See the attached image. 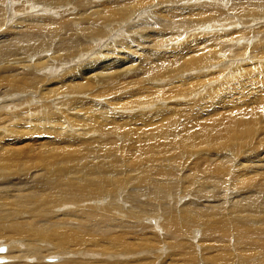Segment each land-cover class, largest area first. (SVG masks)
Segmentation results:
<instances>
[{
    "label": "rangeland",
    "instance_id": "1",
    "mask_svg": "<svg viewBox=\"0 0 264 264\" xmlns=\"http://www.w3.org/2000/svg\"><path fill=\"white\" fill-rule=\"evenodd\" d=\"M204 1L207 3L201 4ZM250 1L253 4L264 2L0 0V145L7 147L9 144L26 152L20 157L19 162L23 164L13 162L18 166L10 164V160L8 163L1 160L6 164L1 167L0 176L3 173L7 178L0 179V187L9 190L32 181L31 185L43 186L42 179L47 175L46 171L38 170V166L43 157L39 152L45 149L39 148V144L57 151L72 150L78 145L75 149L77 160L73 163L90 168L99 164L109 152H114L115 156L125 153L129 157L140 152L128 149L130 144L139 149L158 146L181 132L188 134L190 129L200 133L201 142L197 143L202 145L206 134L217 138L231 132L235 117L258 116L263 127L246 142L230 144L240 155H236V151L208 155L206 146L201 148L199 144L194 147L189 144V149L172 148L182 163L177 194L164 198L157 205L159 208L143 207V211L158 213L168 202H174L173 206L178 208L181 205V211L190 205L193 213L183 215L186 223L177 224V229L183 232L193 228L197 232L194 238L207 241L212 236L205 227L211 223V216L216 215L212 206H218L220 202V213L229 218L232 213L229 201L235 198L224 193L241 192L247 186L241 184L243 178H252L255 173L264 171V113L261 107L256 109L258 112L251 110L254 100L264 101V62H261L264 60V14L255 15L250 11L244 15L249 7L245 6L244 11L240 6ZM31 19L41 20L37 23L42 28ZM49 28L54 31L45 50L31 47L29 39L22 36V33L34 32L36 37L33 39H44V35L51 33ZM194 54L206 57L198 67L186 64ZM256 61L260 64H254L258 63ZM162 68H166L163 73L148 77L147 71ZM235 71L237 73L232 76ZM30 80L37 81V88L29 83ZM15 82L21 84L11 86ZM25 90L36 92L32 96L25 92V96ZM254 91H260V94L257 96ZM55 94L60 95L58 102L61 105L44 109L40 102L42 98L49 102ZM28 98L31 102L25 101ZM167 116L174 120L171 126L164 123ZM220 117L228 118L226 125L214 124ZM156 128L171 129L173 133L166 135L162 130L157 132ZM78 136L81 138L74 139ZM238 156L240 158L236 159ZM210 158H215L225 173L214 177L218 187L213 183L208 189H198L193 179L206 176L204 168L214 164ZM28 162L32 166L22 169ZM252 165L260 166L259 171L255 172ZM18 172H29L31 177L17 175ZM182 191L191 192L187 195ZM129 192L126 195L117 193L123 196L131 211ZM118 195L119 201L122 200ZM142 221L147 222L146 219ZM230 222L236 225L230 219L229 228H233ZM224 228H227L226 224ZM156 232L157 237H147L143 244L156 246L157 249L148 253L160 260L168 254V249L159 241H166L170 235L167 232L162 235L158 229L154 230ZM1 245L7 247L4 256H0L2 262L8 258L14 262L9 245ZM50 259L55 261L57 258ZM169 259L170 255L165 262Z\"/></svg>",
    "mask_w": 264,
    "mask_h": 264
},
{
    "label": "bare ground",
    "instance_id": "2",
    "mask_svg": "<svg viewBox=\"0 0 264 264\" xmlns=\"http://www.w3.org/2000/svg\"><path fill=\"white\" fill-rule=\"evenodd\" d=\"M245 6L249 7V11H245ZM202 8L208 9L206 7ZM240 8L245 11L244 15L250 11L255 15L264 14V2L253 4L250 1L240 6ZM47 18L52 20L50 17ZM30 21L36 23L38 27L41 25L37 23L41 21L39 19H31ZM39 28H42V26ZM50 31L49 35L43 34L46 39H33L36 37L34 32H25L22 33V36L29 39L28 42L31 47L38 46L44 49L49 47V39H51L54 30L50 29ZM47 41L48 43H46ZM205 59L204 56L194 54L186 64L190 67L193 65L198 67L203 64ZM256 62L258 63L254 64H260V61ZM261 62H264V60ZM242 63L243 61L238 64ZM165 70L166 68L149 70L147 74L151 78L154 74L163 73ZM236 73L235 71L231 75L234 76ZM23 78L27 80L26 77ZM140 82L142 81L138 83ZM29 83L37 88L36 80H30ZM20 84L15 82L14 85L11 83V86ZM28 91L25 90L23 94L25 95L26 92L32 96L36 92ZM259 94L260 91L255 93L257 96ZM12 95L10 94V96ZM29 98L25 101H30ZM162 98L165 100V97ZM60 100V95L55 94L49 102L48 100L46 102L43 98L40 102H43L41 105L45 109L48 106L59 107L61 103L58 101ZM141 102L145 103L146 101ZM253 103L254 106L251 110L258 112L256 109L261 107L262 113H264V101L258 99L254 100ZM17 104L19 103L15 105ZM22 104H25V102L23 101ZM28 104L27 106H31ZM6 105L9 106L8 103ZM19 113L18 115H20ZM18 115L16 116L18 117ZM220 118L214 124L226 125L228 118ZM164 123L166 126H171V124H174V120L167 116ZM232 124L234 125L231 132L227 135L213 138L206 134L202 145L199 142L197 143V141L201 142L200 133L192 132L190 129L188 134L181 132L179 136L162 145L139 149V147L130 144L127 147L128 149L140 152L129 157L125 156V153L115 156L114 152H109L107 157L101 160L99 164L90 168L73 163L77 160L75 149L78 148V145L73 147L72 150L57 151L50 150L44 144H39V148L45 149L39 152L43 157L38 166V170L46 171L47 176L42 179L43 186L40 187V184L37 183L31 185L34 183L32 181L31 183L26 182V185L22 187L9 190L0 187V243L9 245V254L15 259L14 262H10L9 258L6 262H2V259H0V264H264L263 170L259 174L255 173L256 176L252 178H243L241 184H247V186L241 192L231 194L232 191H227L224 193L227 197L235 198L229 201L232 208L229 218L220 213V202L218 206H212L215 208L214 213L216 215L211 216V223L205 227V230L211 231L210 235L212 236L207 241L203 238H194L197 232L193 228L192 231H190V228L183 232H179L177 229V224L186 223L183 215L193 213V208L190 205L181 211V205L178 208L176 205L173 206L174 202H168L161 207L162 215H158V213H161L158 209V213L152 210L148 211L147 208V211H143V207H149V205L159 208L157 205L163 202L164 198L177 194L181 180L180 165L182 163L174 155V149L172 148L181 146L183 149L186 147L189 149V144L191 147L194 144H199L202 146L201 148L206 146L205 150H207L208 155L219 154L222 151L228 153L236 151L234 153L240 155L239 150L235 146L231 148L230 144L234 141L246 142L257 129L263 127L258 116L235 117ZM149 126H152V124H149ZM3 127L5 126L3 125ZM161 130L166 135L173 133L171 129L156 128L157 132ZM93 135L94 133L90 136ZM77 138L80 139L81 137L78 136L74 139ZM71 145L74 146L75 144ZM6 146L0 145V170L2 165L6 164H2L3 161L1 162V160H6L7 163L10 160V164L15 165L16 163L13 162H17L20 165L22 163L19 162L21 154L26 153L20 148L9 146V144H6ZM239 158L240 156L236 157V159ZM210 159L214 164L204 168L207 173L206 176H201L196 180L193 179V184L195 183L198 189H208L213 183L215 187H218L219 183L214 177H220L225 173L221 167L222 165H218L215 158ZM17 164L16 166H18ZM31 166L28 162L26 165H22V169ZM252 167L255 172L259 171L258 167L260 166L252 165ZM18 174L31 177L29 172H18ZM1 178L4 180L7 177H4L2 173ZM190 182L192 183V179H190ZM183 184L182 186H184ZM129 190L128 197L131 211L125 205L126 202L124 198L122 199L123 196L118 195V193L126 195ZM151 190L154 192L152 193ZM182 192L187 193V195L190 194L189 191ZM117 195L122 200L119 201ZM206 202H210V200ZM208 211L204 212L208 213ZM144 219L147 222H143ZM230 219L236 223V225H233L230 222L233 228L228 227ZM225 224L227 228H224ZM155 229L161 230V234L167 232L170 235L168 239L172 237L171 242L170 239L159 241L160 244L161 242L165 243L168 249V254L160 260L148 253L150 250L157 249L156 246L150 247L143 244V239L145 241L147 237H157L158 231L154 233ZM233 232H236V234ZM147 233H149V236H147ZM130 238L135 239L136 242L132 243L131 240L133 239ZM249 241L255 243H249ZM257 243L261 244L255 245ZM243 245H248V247H242ZM0 248L3 250V254H0V256H4L7 247L1 245ZM258 248L261 250H258ZM168 255H170V259L165 262ZM51 257L57 259L52 261ZM48 260L55 263H49Z\"/></svg>",
    "mask_w": 264,
    "mask_h": 264
},
{
    "label": "water",
    "instance_id": "3",
    "mask_svg": "<svg viewBox=\"0 0 264 264\" xmlns=\"http://www.w3.org/2000/svg\"><path fill=\"white\" fill-rule=\"evenodd\" d=\"M0 251H2V249H0Z\"/></svg>",
    "mask_w": 264,
    "mask_h": 264
}]
</instances>
